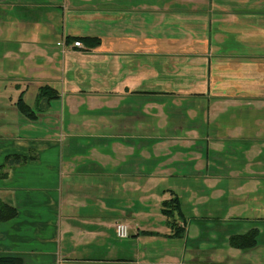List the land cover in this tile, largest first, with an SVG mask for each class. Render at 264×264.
Segmentation results:
<instances>
[{
	"label": "crops",
	"instance_id": "0c3cea01",
	"mask_svg": "<svg viewBox=\"0 0 264 264\" xmlns=\"http://www.w3.org/2000/svg\"><path fill=\"white\" fill-rule=\"evenodd\" d=\"M0 49V138L22 125L31 138L0 141V199L18 209L0 222L1 253L24 264H264V172H234L238 154L264 152V0H0ZM44 86L58 96L31 120L18 97L36 107ZM21 153L34 161L1 169ZM172 192L179 236L162 213ZM253 228L255 247L230 244Z\"/></svg>",
	"mask_w": 264,
	"mask_h": 264
},
{
	"label": "trees",
	"instance_id": "16d2710c",
	"mask_svg": "<svg viewBox=\"0 0 264 264\" xmlns=\"http://www.w3.org/2000/svg\"><path fill=\"white\" fill-rule=\"evenodd\" d=\"M68 40L78 41L85 44L90 49L100 44L98 38L95 37H73ZM23 93L18 97L17 108L27 118L34 120L38 117V113L47 109L50 101L58 96V91L52 87H40L36 96V107L29 105ZM15 162L14 160L10 161ZM162 213L166 216L169 226L171 227L173 236L182 235L184 228L177 223V215L181 213L180 200L177 194L171 193V197L162 203ZM18 215L16 206L0 199V222H6L14 219ZM258 242V230L251 229L245 234L232 235L230 237V244L236 248L248 249L255 247ZM0 264H24V259L21 256L13 254H4L0 252Z\"/></svg>",
	"mask_w": 264,
	"mask_h": 264
},
{
	"label": "rangeland",
	"instance_id": "374dc122",
	"mask_svg": "<svg viewBox=\"0 0 264 264\" xmlns=\"http://www.w3.org/2000/svg\"><path fill=\"white\" fill-rule=\"evenodd\" d=\"M59 44V43H58ZM0 51H1V49H0ZM10 60H8V61H6V62H4V65H8V62H9ZM7 70V69H6ZM1 75L2 76H6L7 75V71H5V70H2L1 71ZM5 92H6V90H0V97H2V96H5L4 94H5ZM1 100V99H0ZM1 102V101H0ZM2 105H4V104H2ZM5 106V105H4ZM5 112V111H4ZM5 115H10L9 113H7V112H5L4 113ZM10 117H11V115H10ZM27 130H25L24 129V127H23V125L21 126V128H20V130L18 131V133L16 134V138H13L12 136H8V137H2V138H0V141L2 142L1 144H3L4 146H6V148H8V149H10V148H12V147H17L18 145H25L26 144V142H27V140L28 139H31L30 138V136H28L25 132H26ZM32 144H36V143H32ZM22 155H20V157H21V159L22 160H17L16 158H14L15 156H13V160L14 161H17V163L18 162H20L21 161V163H23V159H25V156H28L29 157V162H33L34 160H32L31 159V156H30V154L29 153H21ZM225 156H226V154H224ZM239 156H241V161H240V168L239 169H235V176H238V177H240V179H243L244 180V178H250L251 176L250 175H252V173L253 172H260V171H263L264 172V170H254V169H252L251 167H249L247 164L250 162V161H259V162H264V152H260V153H250V154H238ZM255 155H257L256 157H254ZM246 159V161H244ZM12 160V159H11ZM11 160H9L8 162H7V160L5 161V159H2V162L3 163H1L3 166L1 167V169L4 167V166H6V167H8V166H10L9 164H11ZM222 171L224 172V173H227V172H231V169L230 170H228V169H223L222 168ZM258 178H262L261 180H259V182H260V184L261 185H263L264 186V176H262V177H258ZM249 206H250V201H249ZM249 212H250V210L247 212L248 214H249ZM217 243H219L220 244V241H217ZM210 245H212L213 246V244L212 243H210ZM219 248V250H218V252H221L222 251V249H221V247L219 246L218 247ZM264 251V249L263 250H260V251H257L255 254L257 255L256 257H257V259L259 260V261H262V263H264V260H261V258L258 256L260 253H262Z\"/></svg>",
	"mask_w": 264,
	"mask_h": 264
},
{
	"label": "built area",
	"instance_id": "2783aa9c",
	"mask_svg": "<svg viewBox=\"0 0 264 264\" xmlns=\"http://www.w3.org/2000/svg\"><path fill=\"white\" fill-rule=\"evenodd\" d=\"M80 43H76V46H79ZM116 232L117 235L121 238H125L129 236V226L125 223L119 222L116 223Z\"/></svg>",
	"mask_w": 264,
	"mask_h": 264
}]
</instances>
